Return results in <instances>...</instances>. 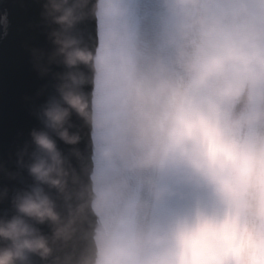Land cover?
Wrapping results in <instances>:
<instances>
[{"label":"clouds","instance_id":"obj_1","mask_svg":"<svg viewBox=\"0 0 264 264\" xmlns=\"http://www.w3.org/2000/svg\"><path fill=\"white\" fill-rule=\"evenodd\" d=\"M180 2L193 12L178 36L163 41L168 62L157 56L142 66L126 34L109 30L96 48L73 35L90 16L99 21L111 0H46L45 18L56 26L52 50L34 59L41 77L51 74L52 91L30 133L32 184L14 197V215L0 219L7 242L0 264L53 256L52 245L73 241L89 211L105 216L91 235L90 258L54 264H264V0L255 11L239 0ZM0 26L6 35L7 13ZM74 117L88 130V151L73 156L118 164L130 177L118 194L91 177L84 183L60 150L61 142L81 143L69 131ZM171 169L184 193L151 179ZM138 190L145 199L132 195ZM53 191L68 204L67 216ZM118 197L129 202L113 214ZM173 199L183 206L160 241L139 242L131 210ZM45 224L51 237L40 232Z\"/></svg>","mask_w":264,"mask_h":264},{"label":"water","instance_id":"obj_2","mask_svg":"<svg viewBox=\"0 0 264 264\" xmlns=\"http://www.w3.org/2000/svg\"><path fill=\"white\" fill-rule=\"evenodd\" d=\"M46 0H0V17L7 13L8 28L5 35L0 26V219H9L14 215L13 200L16 194L32 184V178L27 171L29 154L32 151L30 133L40 127L37 119L44 101L52 91L51 74L41 77L37 71L34 53L50 52L52 45L50 33L56 26L50 18H45L43 5ZM132 16L130 33L126 34L136 48L142 66H146L153 58L159 56L165 63L170 57V49L163 46V41L178 36L181 27L189 20L193 9L181 6L177 0H132ZM261 0H258L259 5ZM95 3V0H92ZM111 9H101L100 19L90 16L78 24L73 35L81 40L83 47H100L109 30L119 31L114 15L117 8L111 0ZM254 5V11L258 10ZM60 69H54L59 71ZM71 133H79L81 143L76 146L59 144L62 153L67 157L72 167L77 171L84 183L89 177L95 179L98 188L112 190L118 194V186L130 177L118 164L108 163L92 156L87 159H77L73 151L79 149L85 156L88 151V130L83 121L74 117L71 121ZM169 171L151 173V179L159 186L165 187ZM74 186L70 183V188ZM57 202V210L63 216L68 215L69 206L52 192ZM138 199H145L138 190L133 193ZM128 197L116 200L113 214L122 212ZM75 203V201H73ZM156 205L146 210H131L132 228L135 233L142 231L151 220V213ZM105 223V216L96 217L90 211L87 217L78 225L76 238L66 245L58 246L54 255L42 259L38 255L31 256L27 264H54L56 258L64 259L71 256L74 261L90 258L92 254L91 235L94 229ZM40 232L51 237L48 225H41ZM104 233L98 231L97 240L103 247ZM7 242L0 240V247H6Z\"/></svg>","mask_w":264,"mask_h":264},{"label":"rangeland","instance_id":"obj_3","mask_svg":"<svg viewBox=\"0 0 264 264\" xmlns=\"http://www.w3.org/2000/svg\"><path fill=\"white\" fill-rule=\"evenodd\" d=\"M217 3L228 2V0H216ZM239 2L244 3L250 7L258 4V0H239ZM178 170L171 169L169 171L168 177V185L166 189H171L178 191L180 185V176L176 174ZM177 204L178 200L173 199L164 204L156 205L153 208V213H151L152 217L148 224H146L145 228L142 231L137 232L136 234L139 236V242L150 245L153 242H159L163 233H160V228L162 227L163 231H166L164 227V220L167 219L168 224L170 225L171 221L174 219L177 214ZM149 251H154L153 249H149Z\"/></svg>","mask_w":264,"mask_h":264},{"label":"bare ground","instance_id":"obj_4","mask_svg":"<svg viewBox=\"0 0 264 264\" xmlns=\"http://www.w3.org/2000/svg\"><path fill=\"white\" fill-rule=\"evenodd\" d=\"M113 5L117 8V11L114 15V19L117 21L118 28L120 29L118 32H125L126 34L130 33V24H131V16H132V5L133 2L132 0H112ZM179 2V6L181 10L184 8L181 6H185V4L181 3L180 0H177ZM178 176H180V185H179V192L184 193L185 189L182 184V176L179 173V171L176 172ZM168 185V179L167 183L164 188H167ZM183 206L182 201L178 200L177 204V211ZM164 227L167 228L169 227L167 219L164 220ZM160 233H164L162 227L160 228Z\"/></svg>","mask_w":264,"mask_h":264}]
</instances>
